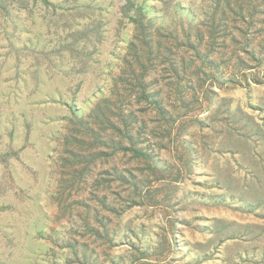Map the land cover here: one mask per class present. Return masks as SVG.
<instances>
[{
  "label": "rangeland",
  "instance_id": "374dc122",
  "mask_svg": "<svg viewBox=\"0 0 264 264\" xmlns=\"http://www.w3.org/2000/svg\"><path fill=\"white\" fill-rule=\"evenodd\" d=\"M260 1L201 41L213 0H0V264H264ZM141 3L173 48L144 54L172 122L127 88ZM105 100L135 138L89 118L113 147L72 141Z\"/></svg>",
  "mask_w": 264,
  "mask_h": 264
},
{
  "label": "trees",
  "instance_id": "16d2710c",
  "mask_svg": "<svg viewBox=\"0 0 264 264\" xmlns=\"http://www.w3.org/2000/svg\"><path fill=\"white\" fill-rule=\"evenodd\" d=\"M45 3H50V0H43ZM214 1V7H213V12L208 15V20L203 23L206 31L203 33L201 30L200 40L203 41L205 39L206 33L210 32L212 34L216 32H222L223 26H227V24L231 23V21H234L230 13L228 12L229 10L232 11L233 15L240 19L241 21H247L249 20L250 25H255L256 24V15L260 14L262 12V3L260 0H213ZM133 7H135V3H133ZM145 4L141 3L138 5L137 8V15L134 16L133 19H135V22H137V30L139 32L137 36V40H140L141 42L133 41L132 42V54L135 58V62L140 67V71L138 72L137 69L135 68V62L132 60H128L127 62L129 65L133 66L132 67V78L130 79V85L127 87L128 89H132L133 91H137L139 97L141 99H144L148 104L150 103L151 106L158 112L160 113L165 119H168L169 121H175V117L169 112V110L166 108V106L163 104V100L159 98V91H150V84L147 82V77L150 75L151 71V59L145 60L144 61V54L148 55H154L155 56L159 55L163 52V49L167 50L168 52H172L173 48L170 46H164L162 42L156 40L154 38V35L151 31L152 26H153V19L148 18V15L145 11ZM8 8V6H4ZM229 9V10H228ZM228 10V11H227ZM246 10L249 14H246ZM241 31V30H239ZM174 40H178L177 45L182 46L184 44V40L182 38H179L177 34H175ZM234 41L238 42L237 36L232 37ZM186 43L189 45L188 47L197 51V54H201V49L198 43L193 40L191 33L188 35ZM153 57V56H152ZM157 57V59H158ZM239 60L244 67L249 68V63L243 58L239 57ZM211 63H215L214 60H210ZM170 64L175 67L176 65L174 64L173 61L170 60ZM122 76H119V80L121 79ZM118 80V79H117ZM228 82H231L229 80ZM107 102V100L103 101L102 104H99L97 108L89 115V117H80L79 120L82 125H80V128H76L71 136L72 141H75L79 144L82 143H88V144H97L93 142L88 141V137H91L94 140H98L99 146L98 147H113L115 143L113 141H108L104 138L102 135V132L97 130L92 125V120H94L93 123H99L100 125H105L103 126L104 130H107L108 128L120 133V134H125V136L129 139L132 140L135 138V134L132 130V128H128L126 131L122 129L116 122H114L111 112L108 110H111V107L108 106L109 103H104ZM112 111V110H111ZM119 118L122 120H134L136 118L135 112L133 110H130L128 113L126 112L125 108H122L120 110ZM91 118V121L89 120ZM137 121V119L135 120ZM134 121V122H135ZM142 127V126H141ZM83 129V130H80ZM141 128L139 129V131ZM119 144V143H118ZM120 149L124 151H129L132 150L135 154V156L149 160L152 159V152H149L148 149L138 147V146H132L131 148L125 146L122 142L120 144ZM73 156L72 164L77 165L79 164L82 160L77 159V155L74 152H71ZM110 152L108 150L104 149H96L94 152H92V156L94 157H101V156H108ZM78 172L77 174H79ZM124 180L127 179L126 176H122Z\"/></svg>",
  "mask_w": 264,
  "mask_h": 264
}]
</instances>
